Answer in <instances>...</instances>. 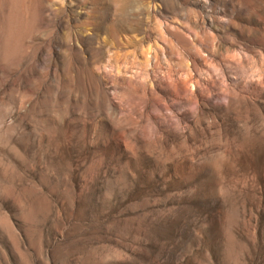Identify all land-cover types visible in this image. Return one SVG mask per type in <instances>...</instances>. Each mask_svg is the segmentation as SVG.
<instances>
[{
	"label": "rangeland",
	"instance_id": "1",
	"mask_svg": "<svg viewBox=\"0 0 264 264\" xmlns=\"http://www.w3.org/2000/svg\"><path fill=\"white\" fill-rule=\"evenodd\" d=\"M0 264H264V0H0Z\"/></svg>",
	"mask_w": 264,
	"mask_h": 264
}]
</instances>
